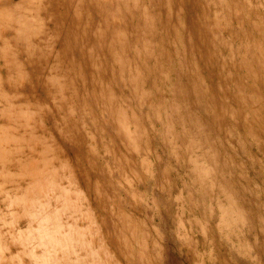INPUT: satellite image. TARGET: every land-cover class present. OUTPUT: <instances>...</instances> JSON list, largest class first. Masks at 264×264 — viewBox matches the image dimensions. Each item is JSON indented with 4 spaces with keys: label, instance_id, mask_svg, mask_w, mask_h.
Listing matches in <instances>:
<instances>
[{
    "label": "rangeland",
    "instance_id": "1",
    "mask_svg": "<svg viewBox=\"0 0 264 264\" xmlns=\"http://www.w3.org/2000/svg\"><path fill=\"white\" fill-rule=\"evenodd\" d=\"M0 264H264V0H0Z\"/></svg>",
    "mask_w": 264,
    "mask_h": 264
}]
</instances>
